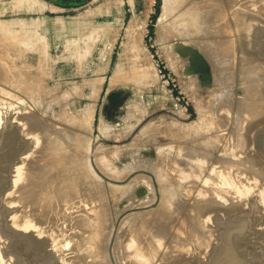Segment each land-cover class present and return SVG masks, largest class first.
Returning a JSON list of instances; mask_svg holds the SVG:
<instances>
[{
  "label": "rangeland",
  "instance_id": "rangeland-1",
  "mask_svg": "<svg viewBox=\"0 0 264 264\" xmlns=\"http://www.w3.org/2000/svg\"><path fill=\"white\" fill-rule=\"evenodd\" d=\"M263 14L264 0H0V264L206 261L223 231L212 217L243 210L253 220L244 247L264 260V160L254 144L264 126V58L250 47L254 25L264 27ZM192 20L199 29L188 36ZM203 25L210 39L199 35ZM206 39L215 48L230 44L232 64L209 58ZM221 71L224 78L234 76L228 99L219 96L227 85L218 78ZM247 86L257 115L242 109ZM70 118L89 126V166L104 187L100 193L99 183H89V216L101 226L93 230L99 239L89 240L87 261L63 235L66 227L28 218L18 192L23 159L42 144L25 120L51 131L55 144ZM220 159L223 165L233 160L232 181L213 177ZM177 193L188 198L172 213L176 224L162 228L154 257L140 258ZM194 214L201 229L192 237Z\"/></svg>",
  "mask_w": 264,
  "mask_h": 264
},
{
  "label": "bare ground",
  "instance_id": "bare-ground-1",
  "mask_svg": "<svg viewBox=\"0 0 264 264\" xmlns=\"http://www.w3.org/2000/svg\"><path fill=\"white\" fill-rule=\"evenodd\" d=\"M169 1V0H168ZM41 2V1H40ZM164 2V1H163ZM35 4V3H34ZM42 4V3H41ZM173 5V4H172ZM32 8V7H31ZM163 8V7H162ZM197 9V7H195ZM241 8V7H240ZM164 9V8H163ZM245 9V8H244ZM242 10V8H241ZM239 11V10H238ZM90 12V11H89ZM199 12H193L191 11L190 14L196 18ZM206 13H204L205 15ZM264 15V14H263ZM166 17V16H165ZM200 23V22H199ZM199 23H193V20L190 21V26H188V29L186 31L188 36H194L195 32L197 31V29H199L198 24ZM17 24V23H16ZM203 24H207L203 23ZM19 25V24H18ZM12 26V25H11ZM24 26V25H23ZM23 28V27H22ZM203 30V32L199 35H202L207 38H209L208 36L210 35V33L208 32L207 26L203 25V27H201ZM225 28V27H224ZM21 31H24L23 29ZM225 32V31H224ZM216 34V33H215ZM85 36V35H84ZM140 36V35H139ZM83 37V36H82ZM141 37V36H140ZM200 37V36H198ZM42 38V37H41ZM44 39V38H42ZM84 39V38H83ZM210 39V38H209ZM208 39V40H209ZM141 41V38L139 39ZM206 39L205 45H207L208 47H205L206 53H208L207 55H209V58H211L212 60H214L215 58H220V59H224L226 62V65H231L232 64V59L234 58V53L232 51V46L229 44L227 46H224L221 48H215L210 44V41H208ZM135 41V40H134ZM93 42V41H92ZM229 42V41H228ZM70 43V42H69ZM91 43V42H89ZM88 43V45H89ZM224 43L225 40H224ZM76 44V43H75ZM92 44V43H91ZM90 44V46H91ZM218 44V43H217ZM232 44V43H231ZM93 45V44H92ZM138 45V44H137ZM224 45V44H223ZM92 47V46H91ZM81 49V48H80ZM85 49V48H84ZM91 52V51H90ZM87 53V52H86ZM89 53V52H88ZM83 54V52H82ZM85 54V53H84ZM74 56V55H73ZM86 56V55H85ZM250 57V56H249ZM258 58V57H257ZM84 59V58H83ZM244 59H246L244 57ZM243 59V61H244ZM81 60V59H80ZM219 60V59H218ZM251 60V59H250ZM82 61V60H81ZM247 61V60H246ZM245 61V62H246ZM219 62V61H218ZM231 62V63H230ZM250 62V61H249ZM261 62V61H260ZM80 63V62H79ZM216 63V62H215ZM204 64V63H203ZM201 63V67L203 68V65ZM203 65V66H202ZM218 65V64H217ZM260 65V64H259ZM263 65V64H262ZM206 67V66H205ZM216 67V66H215ZM228 67V66H227ZM226 67V68H227ZM261 67V66H260ZM225 68V66L223 67V69ZM225 68V69H226ZM228 68H232V66L228 67ZM227 68V69H228ZM204 70L206 68H203ZM221 69V68H220ZM221 69V70H223ZM216 71V70H215ZM226 71V70H224ZM231 71V70H230ZM219 72V71H218ZM222 72V71H221ZM219 73V79H221V81H223L222 77L223 75H225V73ZM226 74H229V71H226ZM233 72V71H232ZM231 72V73H232ZM253 72V71H252ZM243 73V72H242ZM244 73L246 74H242L241 75V79L247 80V71H244ZM142 74V73H141ZM218 74V73H217ZM220 74H223L220 76ZM138 75V74H136ZM230 75V74H229ZM233 75V73H232ZM222 77V78H220ZM227 78H224L226 80H224L223 82L226 81L227 85L225 86V84L223 86H225V90L224 92L220 93V97H223V95L226 97L227 95H229L228 97H233L232 95H230V85H232L231 81H233V77L234 76H230L228 78V75L226 76ZM217 78V77H216ZM221 82L220 80H217V82ZM256 81V80H254ZM222 84V82H221ZM257 84V83H256ZM261 85V84H260ZM252 86V85H251ZM251 86H247L246 88V92L244 93L245 95L243 96V99L240 97V102L242 103V109L248 108L250 111H254V110H259L257 106H255V102H254V98L252 99L253 95V89ZM263 86V84H262ZM233 87V86H232ZM231 87V88H232ZM229 88V89H228ZM244 88V87H243ZM229 90L228 93H226V90ZM245 89V88H244ZM263 89V88H262ZM260 89V90H262ZM258 90V89H257ZM233 91V88L232 90ZM256 91V90H255ZM264 92L263 91H259V94L261 95V93ZM223 94V95H222ZM227 94V95H226ZM256 95V93H254ZM258 94V92H257ZM263 95V94H262ZM261 95V96H262ZM216 97V96H215ZM258 99H260V96ZM256 97V98H257ZM227 98V97H226ZM255 98V99H256ZM226 100L225 102H231L232 98L228 101L225 98H222V100ZM222 100H220L222 102ZM223 100V101H224ZM257 100V99H256ZM264 100V99H263ZM224 102V103H225ZM254 102V103H253ZM240 106V105H239ZM245 107V108H243ZM262 108V107H261ZM260 108V110H261ZM64 111V110H63ZM205 111V110H204ZM256 111H254V113L256 114ZM262 111V110H261ZM248 112V111H247ZM246 112V113H247ZM250 113V112H249ZM253 113V112H252ZM263 113V112H262ZM255 114H253L255 116ZM260 114V113H259ZM264 114V113H263ZM249 115V114H248ZM257 115V114H256ZM262 115V114H261ZM259 115V116H261ZM258 116V117H259ZM64 117V116H63ZM262 117V116H261ZM243 119V118H242ZM70 121L67 122V120L64 121V130H62V132H57L55 134V139L58 142H56L55 144H51V140H52V136L49 134H53L51 131L47 130L42 132V129L40 126L38 130L34 129L33 127L30 126L28 120H25L28 123V127H29V134L30 133H37L35 136L38 137L37 140L39 141H35V142H39L38 145L41 144L40 147L37 148L38 151L35 152V154L33 155H28L27 157H25V159H23V164H27V168L25 169V172H23V174L21 173V171L17 172L19 176L20 173L22 174L21 178V182L23 183L19 189L18 192H20L19 198H21V202L23 203V205L26 206L24 212L27 214V217L29 218L30 215V219L32 220L33 218H35L37 220L38 223H40L39 225H58L61 227H66L67 232L63 233L64 236L68 237L73 245L76 248L77 253L79 254L80 258L82 261H87L89 259V249H88V243L89 240L92 239H99L98 234L94 233L93 230L96 226L100 225L99 220H95V218L90 217L89 216V192H91V189H89V183L93 182L94 184L99 183L100 186H97L96 188L99 190V192L101 193L103 190L102 188H104L102 186V183H100V181L97 179L96 175H94L93 171L90 169L91 166H89V142H90V138H89V129L86 127L85 124L82 123V119L79 120H74V119H69ZM264 120V118H263ZM67 122V123H66ZM192 126V125H191ZM256 126V125H255ZM101 128H103L101 126ZM188 128V126H187ZM196 128V127H195ZM185 129V128H184ZM183 131V130H181ZM187 131V130H186ZM106 132V131H104ZM243 132V131H242ZM103 133V132H102ZM189 133V132H188ZM239 133V132H238ZM241 133V132H240ZM244 133V132H243ZM186 134V133H185ZM184 135V134H183ZM246 134H244L245 136ZM33 136V134H32ZM187 136V135H186ZM242 136V135H241ZM243 136V137H244ZM189 137V136H188ZM187 137V138H188ZM192 138V137H191ZM190 138V139H191ZM198 138V137H197ZM200 138V137H199ZM220 138V137H219ZM229 138V137H228ZM245 138V137H244ZM189 139V140H190ZM193 140V139H192ZM200 140V139H199ZM198 140V141H199ZM33 141V138H32ZM206 141V139H205ZM231 141V140H230ZM210 142V141H209ZM208 142V143H209ZM217 142V141H216ZM213 143V142H210ZM230 143V142H229ZM228 143V144H229ZM239 143V142H238ZM246 143V142H245ZM244 143V144H245ZM186 144V142H185ZM190 144V143H189ZM227 144V142H226ZM227 144V146H228ZM243 144V145H244ZM191 145V144H190ZM207 145V144H206ZM234 145V144H233ZM237 145V144H236ZM216 146V145H215ZM235 146V145H234ZM231 146V147H234ZM247 146V145H246ZM245 146V147H246ZM192 147V146H191ZM190 147V149H191ZM230 147V145H229ZM228 147V148H229ZM230 147V148H231ZM197 148V147H196ZM219 148V147H218ZM227 149V147H225ZM237 148V147H236ZM240 148V147H239ZM247 148V147H246ZM101 149V148H100ZM188 149V148H187ZM195 149V148H194ZM234 149V148H233ZM196 150V149H195ZM242 150L245 151V149L243 148ZM230 153V149L228 150ZM224 152H226L224 150ZM246 152V151H245ZM256 152V151H255ZM197 153V152H196ZM228 153V154H229ZM244 153V152H243ZM242 153V154H243ZM104 154V153H103ZM232 154V151L231 153ZM252 154V153H250ZM258 154V153H257ZM203 155V154H202ZM200 155V156H202ZM244 155V154H243ZM242 155V156H243ZM247 155V153H246ZM253 155V154H252ZM198 156V155H197ZM205 156V155H204ZM207 156V155H206ZM224 156V154H223ZM223 156H221L220 158H223ZM229 156V155H228ZM213 157V156H212ZM225 157L227 158V156L225 155ZM231 157L230 160L232 159L233 156H229ZM235 157V156H234ZM240 157V155H239ZM246 157V156H245ZM244 157V158H245ZM248 157V156H247ZM251 157V156H250ZM199 158V157H198ZM225 158V159H226ZM237 158V157H235ZM242 158V157H240ZM252 158V157H251ZM100 159V158H99ZM103 158H101L102 160ZM206 160V158H204ZM208 159V157H207ZM224 160V163L227 162V160ZM247 159V158H246ZM253 159V158H252ZM98 160V159H97ZM218 160V159H217ZM222 162H218L221 165L220 166H216L213 167L215 171H213V177L218 178H222L224 181H232L230 180L231 178V174L233 171H235L233 169V163L232 161L230 162L231 164L229 165H223V160L220 159ZM228 159V163L230 161ZM235 160V159H234ZM242 160V159H241ZM251 160V159H250ZM257 161V160H256ZM99 162V161H98ZM207 162V160L205 161ZM216 162V161H215ZM248 162V160H247ZM246 162V163H247ZM252 162V161H251ZM259 162V161H257ZM256 162V163H257ZM208 163V162H207ZM217 163V162H216ZM254 163V162H253ZM255 163V164H256ZM104 164V163H103ZM209 164V163H208ZM245 164V162H244ZM248 164V163H247ZM254 164V165H255ZM102 165V163H101ZM216 165V164H215ZM241 165V164H240ZM253 165V166H254ZM257 167L259 165L256 164ZM154 166V165H153ZM105 167V166H104ZM256 167V166H255ZM103 168V167H102ZM148 168V167H147ZM101 169V168H100ZM156 169V168H155ZM154 169V170H155ZM238 169V168H237ZM21 170V169H20ZM104 170V169H103ZM109 171V169H106ZM242 171V170H241ZM247 171V170H245ZM260 171V170H259ZM15 172V171H14ZM105 172V171H104ZM160 172V171H159ZM174 172V171H173ZM176 172V171H175ZM162 173V172H161ZM241 173V172H240ZM160 174V173H159ZM172 174V173H171ZM234 174V173H233ZM232 174V175H233ZM238 174V173H237ZM173 175V174H172ZM183 175V174H182ZM159 176V175H158ZM184 176V175H183ZM16 177V178H18ZM24 177V178H23ZM237 177V176H236ZM176 178V177H175ZM213 178V179H215ZM161 179V178H159ZM174 179V178H173ZM18 180V179H17ZM172 180V179H171ZM208 180V179H207ZM19 181V180H18ZM228 181V182H229ZM234 181V180H233ZM17 182V181H16ZM16 182H14L16 184ZM170 182V180H169ZM184 182V181H183ZM187 182V181H186ZM209 182V181H208ZM211 182V181H210ZM174 183V182H173ZM181 183V182H180ZM18 184V182H17ZM172 184V183H171ZM207 184V183H206ZM209 184V183H208ZM212 184V183H211ZM176 185V184H175ZM182 185V184H181ZM211 186V185H210ZM171 188V187H170ZM205 188V187H204ZM193 189V188H192ZM231 189V188H230ZM171 190H173L171 188ZM188 190V188H187ZM206 190V189H205ZM181 191V190H180ZM186 191V190H185ZM184 191V192H185ZM196 191V190H195ZM98 192V193H99ZM174 192V191H173ZM178 192V191H177ZM189 192V190H188ZM92 193H95L92 190ZM186 193V192H185ZM192 193V192H191ZM202 193V192H201ZM173 194V193H172ZM183 194H174L171 199H170V203L169 205L173 204L172 207L170 208H164V212L162 211V213L160 215L163 216V222L160 224V227L158 229V227H154V229L152 230V233H150V235L148 236V239L146 242L143 243L142 247L140 248V258L142 259H147V255H153V253L155 252V242L160 241L163 237H164V231L162 230V228H164L166 225L170 226L171 224L175 225L174 223H170V222H176L177 218H174L173 211H175L176 209H182L183 208V202H184V197L182 196ZM190 196V194H189ZM169 197V196H168ZM167 197V198H168ZM187 197V196H186ZM185 197V198H186ZM188 198V197H187ZM202 200V199H199ZM168 201V200H167ZM208 201V200H206ZM165 203V202H164ZM183 203V204H182ZM197 203V202H196ZM203 203V201H202ZM206 203V202H205ZM168 205V206H169ZM197 205V204H196ZM198 206V205H197ZM201 206V205H199ZM198 206V207H199ZM172 208V210H171ZM170 209V210H169ZM174 209V210H173ZM200 209V208H199ZM197 211V210H196ZM200 212V211H198ZM197 212V213H198ZM24 213V214H25ZM177 213V212H176ZM196 213V212H195ZM202 214V213H201ZM200 214V215H201ZM161 216V217H162ZM197 214L195 215H191V219L194 220L195 222L191 223V228H193V230L190 232V235L193 234H198L200 232V227L197 226L198 219H196ZM99 217V215H98ZM107 218V217H106ZM198 218V217H197ZM34 220V219H33ZM32 220V221H33ZM35 220V221H36ZM167 220L166 223H164ZM201 220V217L200 219ZM107 221V220H106ZM144 221V220H143ZM108 222V221H107ZM198 222V223H197ZM144 223V222H143ZM170 223V225H169ZM104 224V223H103ZM38 225V224H36ZM151 225V224H150ZM199 225V224H198ZM101 226V225H100ZM146 226V225H145ZM152 226V225H151ZM173 227V226H171ZM38 228V227H37ZM147 228V226H146ZM196 228V231H194ZM145 229V228H144ZM150 229V228H149ZM158 229V230H157ZM147 230V229H146ZM206 231V230H205ZM205 233V232H204ZM166 234V233H165ZM188 234V233H187ZM144 235V234H143ZM196 235H193L192 237H194ZM144 237V236H142ZM147 237V236H146ZM141 239V238H140ZM142 240V239H141ZM144 240V239H143ZM162 241V240H161ZM158 244V243H157ZM75 251V252H76ZM76 253V254H77ZM168 253V252H167ZM138 254V255H139ZM156 254V253H155ZM93 257H96V254H92ZM167 255V254H166ZM78 256V255H77ZM144 256V257H142ZM151 257V256H150ZM154 257V255H153ZM150 259V258H148ZM156 259V258H155ZM162 259V258H161ZM146 262V261H145ZM151 262V261H150ZM164 263V262H163Z\"/></svg>",
  "mask_w": 264,
  "mask_h": 264
},
{
  "label": "water",
  "instance_id": "water-1",
  "mask_svg": "<svg viewBox=\"0 0 264 264\" xmlns=\"http://www.w3.org/2000/svg\"><path fill=\"white\" fill-rule=\"evenodd\" d=\"M250 47L256 56L264 58L263 26L254 25ZM254 144L258 155L264 160V126L256 131ZM212 222L223 228L217 235L218 244L212 249L206 261L200 257L187 264H264V260L251 257L244 247L245 238L250 233L253 223L250 211L243 210L230 218L215 215Z\"/></svg>",
  "mask_w": 264,
  "mask_h": 264
}]
</instances>
